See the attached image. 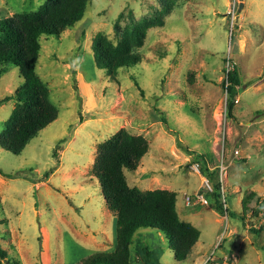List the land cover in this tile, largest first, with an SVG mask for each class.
Listing matches in <instances>:
<instances>
[{
  "label": "rangeland",
  "instance_id": "1",
  "mask_svg": "<svg viewBox=\"0 0 264 264\" xmlns=\"http://www.w3.org/2000/svg\"><path fill=\"white\" fill-rule=\"evenodd\" d=\"M44 1L0 0V19ZM153 18L163 26L147 31L139 64L112 75L96 66L98 34L115 46ZM39 44L36 73L57 118L20 153L0 149L1 264H81L114 247V217L92 168L99 146L120 131L148 144L135 172L124 171L127 185L175 192L181 220L199 232L176 262L165 235L142 230L151 249L163 250L161 264H264V214L255 213L264 204V0H91L81 21ZM233 68L240 87L231 119L223 83ZM5 71L0 125L22 83L18 68ZM191 154L222 172L226 213L210 203L182 213L184 198L206 179L190 169Z\"/></svg>",
  "mask_w": 264,
  "mask_h": 264
},
{
  "label": "trees",
  "instance_id": "2",
  "mask_svg": "<svg viewBox=\"0 0 264 264\" xmlns=\"http://www.w3.org/2000/svg\"><path fill=\"white\" fill-rule=\"evenodd\" d=\"M90 1L45 0L34 12L0 19V77L7 68L15 67L22 79L13 95L16 106L9 118L0 125L1 150L13 155L20 153L30 140L56 120L57 109L49 100L48 88L36 73L39 39L44 36L59 37L65 30L72 28L81 21ZM162 26L163 21L159 18L137 23L115 46L98 34L92 43L96 66L112 75L119 69L139 64L141 58L137 50L142 48L147 31ZM225 73L223 87L228 97L226 112L229 118L234 119L232 109L240 78L235 68ZM147 152L148 144L143 137L125 131H120L99 146L92 173L99 182L106 207L114 217V247L109 251L89 254L81 260V264H131L133 254H136L139 264H161L163 250L156 253L155 249H151L140 234L142 230L165 235L173 243V258L176 262H184L197 243L198 230L182 221L176 210L175 192H141L127 185L124 171L135 172ZM191 155L200 164V174L208 179L212 188L211 192H204L203 188L199 192L205 195L218 214H223L217 169L208 168L204 156ZM0 175L6 177L1 171ZM251 199L250 193L242 199L243 215ZM194 208L200 209L202 206ZM255 213L258 217L263 215L264 204L259 205ZM5 258V251L0 248V264Z\"/></svg>",
  "mask_w": 264,
  "mask_h": 264
},
{
  "label": "built area",
  "instance_id": "3",
  "mask_svg": "<svg viewBox=\"0 0 264 264\" xmlns=\"http://www.w3.org/2000/svg\"><path fill=\"white\" fill-rule=\"evenodd\" d=\"M199 164L193 163L190 166V169L192 170V172L196 173V174H200V169H199ZM217 181L220 184V194H221V204H222V208L224 210V213H226L227 210V205L225 202V198H224V188H223V180H222V172L218 169L217 172ZM202 187L204 189V192H211L212 188L211 185L208 181V179H203V183H202ZM184 206L186 208H191L194 206H202V207H206L209 206L208 200L206 199L205 195L202 194L201 192L197 191L189 196H186L184 198Z\"/></svg>",
  "mask_w": 264,
  "mask_h": 264
},
{
  "label": "crops",
  "instance_id": "4",
  "mask_svg": "<svg viewBox=\"0 0 264 264\" xmlns=\"http://www.w3.org/2000/svg\"><path fill=\"white\" fill-rule=\"evenodd\" d=\"M184 208H185V206H183V209H184ZM182 213H183V214H185V210H184V211H182Z\"/></svg>",
  "mask_w": 264,
  "mask_h": 264
},
{
  "label": "water",
  "instance_id": "5",
  "mask_svg": "<svg viewBox=\"0 0 264 264\" xmlns=\"http://www.w3.org/2000/svg\"><path fill=\"white\" fill-rule=\"evenodd\" d=\"M242 7V4H239V9Z\"/></svg>",
  "mask_w": 264,
  "mask_h": 264
}]
</instances>
